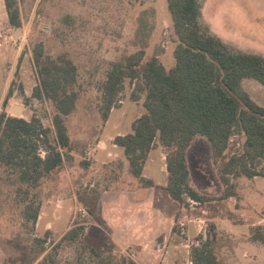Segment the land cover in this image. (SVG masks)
Returning a JSON list of instances; mask_svg holds the SVG:
<instances>
[{"label": "rangeland", "instance_id": "1", "mask_svg": "<svg viewBox=\"0 0 264 264\" xmlns=\"http://www.w3.org/2000/svg\"><path fill=\"white\" fill-rule=\"evenodd\" d=\"M199 1L203 32L219 36L231 51L264 56V0ZM20 11L22 26L15 27L0 7V112L4 108L11 116L39 118L51 129L50 139L55 144V103L46 96L33 95L40 85L33 59L39 44H43L45 56L74 62L77 79L73 87L78 100L75 110L65 117L72 145L64 149V165L43 178L39 187L30 188L28 197L27 187H20L18 173L0 162V264H99L111 249L117 259H132L127 250L114 247L112 240L105 238V229L88 205L89 193L115 178L113 166L119 160L92 167L91 152L105 129L102 86L112 63L143 49L141 66L153 57L166 69L175 65L178 36L168 0H20ZM18 30L21 32L15 34ZM243 85L264 104L263 84L245 78ZM144 99L135 80L126 79L118 109L107 125L109 134L117 133V126L131 131L133 121L146 111ZM15 105L23 106L21 115L12 112ZM244 139L243 134L234 135L227 155L240 151ZM194 144L190 151L194 155H190L192 184L200 191L218 193L223 184L214 172L219 174L221 162L214 160L206 136L197 135ZM96 154L104 157L106 151L99 149ZM155 170L157 176L164 175L160 166ZM28 203L40 206L35 223L26 217ZM205 204L207 210L218 203ZM200 208L196 205L194 211L200 213ZM73 227L78 228L77 233L65 239Z\"/></svg>", "mask_w": 264, "mask_h": 264}, {"label": "trees", "instance_id": "2", "mask_svg": "<svg viewBox=\"0 0 264 264\" xmlns=\"http://www.w3.org/2000/svg\"><path fill=\"white\" fill-rule=\"evenodd\" d=\"M5 6L10 24L21 27L20 0H5ZM168 8L178 36L175 65L166 69L153 57L141 66L143 49L113 62L102 86L101 113L107 120L120 100L126 79L135 80L137 90L145 93L146 111L134 120L131 132L118 135L115 141L124 147L129 170L143 186L155 185L144 176V165L156 139L171 148L167 155L170 174L166 189L182 206L189 207V199L203 203L235 195L233 177L264 176V105L243 86L245 78L264 85V56L231 51L219 36L203 32L199 25V0H168ZM33 59L40 81L33 95L46 96L57 108L53 118L55 144L50 139L51 129L39 118L11 116L4 108L0 112V162L18 173L20 187H27V197L30 188L39 187L43 178L64 165V149L72 145L65 117L75 110L78 100L73 87L76 66L71 59L45 56L43 44L35 47ZM133 97L138 99L136 92ZM236 134L245 136L242 148L227 155ZM197 135L207 137L214 160L221 162L219 175L225 191L220 197L202 194L190 184L187 149ZM98 196L96 190L90 192L88 205L93 218L101 223L96 208ZM39 207L28 203L25 208L26 217L34 223ZM77 230L71 228L64 238H70ZM254 237L264 241V228L256 227ZM111 242L115 247V242ZM193 261L224 264L209 247L194 248ZM120 262L138 264L127 257L117 259L112 249L99 264Z\"/></svg>", "mask_w": 264, "mask_h": 264}, {"label": "crops", "instance_id": "3", "mask_svg": "<svg viewBox=\"0 0 264 264\" xmlns=\"http://www.w3.org/2000/svg\"><path fill=\"white\" fill-rule=\"evenodd\" d=\"M0 7L1 12L9 18L5 0H0ZM115 108L104 120L105 129L91 152L92 167L119 160V164L113 166L115 178L97 191L98 218L111 240L119 248L127 250L138 264H195L193 251L196 247L211 248L224 264H264V241L254 237L256 227L264 228V176L234 178L231 182L235 183L236 194L223 200L210 201L218 204H212L207 210L203 205L210 202L203 204L191 199L189 207H184L166 189L170 174L167 155L171 148L159 138L144 165V176L153 180L155 185L143 186L130 172L125 149L115 139L132 130L117 126V133L109 134L107 129L111 114L118 109ZM194 145L193 140L187 149L191 186L202 194L222 196L225 184L221 179L223 187L218 193L200 191L192 184L190 151ZM99 149L106 151V156L98 157L96 150ZM157 165L163 176H157ZM214 173L219 177L216 171ZM196 205L202 206L200 213L194 211Z\"/></svg>", "mask_w": 264, "mask_h": 264}, {"label": "water", "instance_id": "4", "mask_svg": "<svg viewBox=\"0 0 264 264\" xmlns=\"http://www.w3.org/2000/svg\"><path fill=\"white\" fill-rule=\"evenodd\" d=\"M19 32H21V30H18L15 34H18ZM23 111V106L21 105H15L12 108V112H14L17 115H21Z\"/></svg>", "mask_w": 264, "mask_h": 264}, {"label": "built area", "instance_id": "5", "mask_svg": "<svg viewBox=\"0 0 264 264\" xmlns=\"http://www.w3.org/2000/svg\"><path fill=\"white\" fill-rule=\"evenodd\" d=\"M0 109H1V107H0ZM191 201H193V202H198V201H195V200H192V199H191ZM198 203H200V202H198ZM181 226L183 227V224H182Z\"/></svg>", "mask_w": 264, "mask_h": 264}]
</instances>
